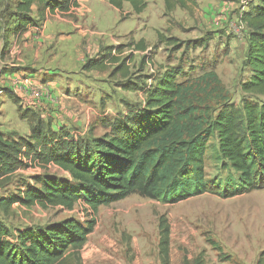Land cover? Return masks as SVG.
<instances>
[{
    "label": "rangeland",
    "instance_id": "obj_1",
    "mask_svg": "<svg viewBox=\"0 0 264 264\" xmlns=\"http://www.w3.org/2000/svg\"><path fill=\"white\" fill-rule=\"evenodd\" d=\"M17 2L0 0V133L9 141H30L42 114L41 136L55 144L101 137L141 108L144 90L171 67H180V79L213 70L234 107H240L243 97L264 104V97L240 91L250 77L247 31L240 17L259 0H146L141 14L126 3L117 10L102 0H80L69 14L35 17L39 28L47 23L50 36L46 49L50 51L37 50V56L35 50L29 54L20 50L19 43L8 46L14 39L3 47V29L10 32L16 22ZM88 62L102 63L103 69L87 71ZM122 63L123 69L116 72ZM55 71L61 78L51 76ZM51 84L62 97L68 84L77 86L70 93L79 98H51ZM80 86L86 90L85 97ZM205 162L209 179L231 173L220 172L213 149ZM21 163L28 162L22 159ZM41 174L70 178L51 165L21 168L0 190V198ZM162 216L170 229V264H183L184 256L193 261L201 253L204 264H255L264 251V189L230 199L205 194L172 205L131 195L100 207L95 215L83 202L72 210L14 205L7 213L0 211V226L14 236L19 230L68 218L81 223L95 220L83 248L67 253L65 264H159ZM209 240L220 246V253Z\"/></svg>",
    "mask_w": 264,
    "mask_h": 264
},
{
    "label": "trees",
    "instance_id": "obj_2",
    "mask_svg": "<svg viewBox=\"0 0 264 264\" xmlns=\"http://www.w3.org/2000/svg\"><path fill=\"white\" fill-rule=\"evenodd\" d=\"M102 1L117 10L129 4L136 14L146 8V0ZM71 6L76 7L77 0H19L10 32L20 36L39 24L35 17L43 19L46 12L55 10L67 12ZM240 20L247 31L245 58L250 70L240 91L264 97V0L243 12ZM84 69L101 71L103 67L88 62ZM122 69L123 63L116 72ZM180 76V67L167 68L154 86L144 90L141 108L101 137L55 144L41 136L40 117L28 142L9 141L0 133V190L10 185L21 168L51 165L70 177L34 176L31 184L23 182L14 194L0 198V211L7 213L14 205L72 210L83 202L95 215L100 207L131 195L172 205L205 194L230 199L263 190L264 104L243 97L240 107H234L232 96L213 70L194 78ZM211 149L220 172L228 169L231 173L207 177L205 161ZM22 159L28 163L22 164ZM158 223L159 264H170L169 225L164 216ZM94 228L95 220L81 223L68 218L12 236L0 226V264H65L67 253L80 251ZM208 243L221 252L217 243ZM183 264H204L203 254L193 261L184 256ZM255 264H264V251Z\"/></svg>",
    "mask_w": 264,
    "mask_h": 264
},
{
    "label": "crops",
    "instance_id": "obj_3",
    "mask_svg": "<svg viewBox=\"0 0 264 264\" xmlns=\"http://www.w3.org/2000/svg\"><path fill=\"white\" fill-rule=\"evenodd\" d=\"M79 1L80 0H78L77 1V3H79ZM73 8H70L69 9V11H67V12H65V13H61V12H59V11H57V10H55L53 13H49V12H46V14H45V16L47 17V15H49V14H54V15H58V13L59 14H69V13H71L70 11L72 10ZM32 13H33V15H34V17L36 16V8L35 7H33L32 8ZM45 16H44V18H45ZM39 25H37L36 27H30V28H28V30L27 31H25L22 35H20V36H15L12 32L10 33V34H7V36H5V39H2V44H4V43H7L8 44V42L11 40V39H14V44L13 45H8V46H14L15 45V43H19V45H20V47H21V49L20 50H24L26 53H31V52H34V50L35 51H37V50H40V49H43V54L44 53H47V52H49L50 50H46V49H48L49 47H48V43H49V41H50V36H49V34H48V29H49V27H47V23L44 25V26H42V27H38ZM46 26V27H45ZM51 26V25H50ZM38 27V28H37ZM3 28V27H2ZM4 32H5V29H3V34H4ZM11 36H13V37H11ZM60 36V35H59ZM4 46V45H3ZM15 47V46H14ZM9 49V48H8ZM7 49V50H8ZM16 49H17V47L16 48H14V50H15V53H17V51H16ZM18 49H19V47H18ZM11 52V51H10ZM8 54V53H7ZM13 54V53H12ZM37 54H39L38 53V51L37 52H34V56H37ZM6 57V56H5ZM17 66H19V65H17ZM42 70H40V72H41ZM45 73H51V72H49V70H46L45 71ZM59 74H61L60 73V71L59 72H54V73H52L51 74V76H55V77H58V75ZM13 77H16V76H13ZM58 78H61L60 77V75H59V77ZM55 84H51V91L53 92V94H51L50 93V96H51V98H54V99H56L57 97H59V98H61L62 99V101H69V100H74V98H75V96H77L78 98H79V95H77V93H74L75 94V96H73L72 97V95H71V93L70 92H72V90L73 89H77V86L75 87L74 85H71V84H68V89H67V87H65V89H63V90H65L62 94H64V96L65 97H62L61 95H60V91H58L57 90V88L54 86ZM81 88H79V90H80V92H81V94L85 97L86 95H85V93H86V90H85V88H83L82 86H80ZM53 88H56V89H53ZM88 93V92H87ZM59 94V95H58ZM78 94H79V92H78ZM55 96H57V97H55ZM61 96V97H60ZM75 100H77V99H75ZM78 101V100H77ZM64 103V102H63ZM43 115L44 114H42V116L40 117L41 119L42 118H44L43 117ZM48 116H49V118H52V117H50L51 116V114H47Z\"/></svg>",
    "mask_w": 264,
    "mask_h": 264
}]
</instances>
